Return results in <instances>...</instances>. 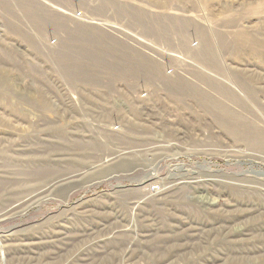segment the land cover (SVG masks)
I'll use <instances>...</instances> for the list:
<instances>
[{
    "label": "rangeland",
    "instance_id": "1",
    "mask_svg": "<svg viewBox=\"0 0 264 264\" xmlns=\"http://www.w3.org/2000/svg\"><path fill=\"white\" fill-rule=\"evenodd\" d=\"M0 264H264V0H0Z\"/></svg>",
    "mask_w": 264,
    "mask_h": 264
},
{
    "label": "bare ground",
    "instance_id": "2",
    "mask_svg": "<svg viewBox=\"0 0 264 264\" xmlns=\"http://www.w3.org/2000/svg\"><path fill=\"white\" fill-rule=\"evenodd\" d=\"M199 84V83H198ZM219 85V84H218ZM201 87V86H200ZM235 100V99H234ZM217 101V100H216ZM225 103H228V102H225ZM213 105V104H212ZM225 105V104H224ZM230 107H231V105H229ZM233 107V106H232ZM227 109H229V108H227ZM239 109V108H238ZM231 110V109H230ZM237 111V110H236ZM240 111V110H239ZM240 115V114H239ZM243 124V123H242ZM229 133V132H228ZM151 186V185H150ZM165 187V186H164ZM171 188L169 187V190H170ZM168 191V190H167ZM163 192H165V189H164V191H162V192H149L148 193V196H154V194H157V195H159V194H162Z\"/></svg>",
    "mask_w": 264,
    "mask_h": 264
}]
</instances>
